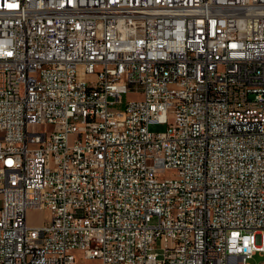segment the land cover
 I'll list each match as a JSON object with an SVG mask.
<instances>
[{
    "label": "built area",
    "instance_id": "1",
    "mask_svg": "<svg viewBox=\"0 0 264 264\" xmlns=\"http://www.w3.org/2000/svg\"><path fill=\"white\" fill-rule=\"evenodd\" d=\"M257 252L264 0H0V264Z\"/></svg>",
    "mask_w": 264,
    "mask_h": 264
},
{
    "label": "rangeland",
    "instance_id": "2",
    "mask_svg": "<svg viewBox=\"0 0 264 264\" xmlns=\"http://www.w3.org/2000/svg\"><path fill=\"white\" fill-rule=\"evenodd\" d=\"M137 95L132 94V93H124L123 94V101L121 103H117L113 105V107L116 110H124L126 106V99L129 97H135ZM166 124L164 123H157L153 122L150 124V128L152 131H164L166 129ZM51 218V213L47 209H35V210H30L28 214V221L30 224H43L47 221H49ZM155 221V219H154ZM263 261V256L261 252L255 253L249 260V264H261ZM85 264H101V261L98 258H90L86 260Z\"/></svg>",
    "mask_w": 264,
    "mask_h": 264
}]
</instances>
